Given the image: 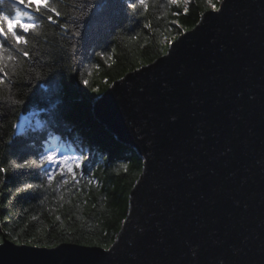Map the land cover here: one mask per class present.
Segmentation results:
<instances>
[{
  "label": "water",
  "instance_id": "obj_1",
  "mask_svg": "<svg viewBox=\"0 0 264 264\" xmlns=\"http://www.w3.org/2000/svg\"><path fill=\"white\" fill-rule=\"evenodd\" d=\"M92 114L142 160L113 244L0 243V264H264V0H222Z\"/></svg>",
  "mask_w": 264,
  "mask_h": 264
},
{
  "label": "trees",
  "instance_id": "obj_2",
  "mask_svg": "<svg viewBox=\"0 0 264 264\" xmlns=\"http://www.w3.org/2000/svg\"><path fill=\"white\" fill-rule=\"evenodd\" d=\"M220 1L185 4L181 0L177 6L167 0H146L145 8L139 0H103L102 6L97 2L89 9V0H50L61 13L53 16L57 25L20 6L22 19L31 16L41 28L39 35L28 34L29 44L24 47L30 55L21 57L22 69L7 78L10 88L0 91V166L9 169L0 188V243L7 238L42 248L63 243L103 248L113 244L127 216L129 194L142 172V160L96 121L92 104L116 80L163 56L173 39L195 27L201 15ZM129 2L137 7L129 8ZM0 9L15 15L12 0H0ZM82 13L87 15L78 19ZM59 23L68 24V31L60 29ZM73 29L81 35L72 36ZM5 44L20 55L10 42ZM36 72L41 75L37 77ZM85 79L88 86L83 84ZM13 100L23 103L13 104ZM32 112L38 114L39 124L30 123ZM55 139L70 152L79 154L82 149L93 161L92 172L85 170L78 188L61 187L59 175L49 187L45 172L36 164L13 167L25 160L38 162ZM89 178L94 181L91 185ZM29 183L45 187L17 193Z\"/></svg>",
  "mask_w": 264,
  "mask_h": 264
},
{
  "label": "snow or ice",
  "instance_id": "obj_3",
  "mask_svg": "<svg viewBox=\"0 0 264 264\" xmlns=\"http://www.w3.org/2000/svg\"><path fill=\"white\" fill-rule=\"evenodd\" d=\"M97 2L102 6L103 0H96V2L89 0L88 8L91 9L95 7ZM189 2L190 0H183V3L185 4ZM167 3L179 6L181 0H167ZM139 4L147 8L146 0H139ZM21 5L23 9H27L32 13L46 18L47 22L52 25H57L58 23L57 19H53V16H61V13L58 11L55 4L50 3V0H40L39 4L29 3L28 0H12V7L15 9V15L13 17L6 15L5 12L0 9V38H2L0 39V91L10 88L11 81H8L7 78L10 76L14 77L17 74V71L22 69L25 61L24 59H21V57L28 58L30 55L29 50L24 47L29 44V40L27 39L28 34H40L38 30L41 26L33 22L31 16H28L27 20L22 19ZM83 6L84 5H81V7ZM128 7L135 9L137 5L134 2H129ZM212 7L216 12L222 11L221 8L216 7L215 5ZM185 12H187V8H185ZM176 14L177 13H173V15ZM85 15H87V13H82L78 19L82 20ZM9 25H11V28L8 27ZM144 27L149 28L150 25L145 24ZM59 28L68 31V24L59 23ZM80 35L81 34L78 30H72V36L79 37ZM5 41L10 42L11 48L15 49V51L20 55H14L13 52L6 46ZM72 52H76L75 45L72 47ZM101 58H105L102 53ZM107 59H111V57L108 56ZM40 75V72H36L37 77ZM83 84L88 86L89 81L85 79L83 80ZM92 91L96 92L98 89L93 88ZM12 103L22 104L23 101L13 100ZM0 115H2V113H0ZM8 143H11V140H9ZM33 164H36L38 167L43 169L46 174V184L49 187L52 186L56 176L59 175L62 177V180L59 182L61 187L65 185H73L78 188L80 185V179L84 177L85 170L89 173L92 172L93 161L90 160L89 156L82 149L79 154H77L76 152L68 151L64 144L49 141L48 146L40 154L38 162L25 160L23 162L15 163L13 167L15 169H26L33 166ZM45 165L48 167H45ZM122 166L126 168V165ZM8 171V168L0 166V174H3L0 175V188H2L5 184ZM93 182V179H87L88 185L93 184ZM44 187V183H29L26 186L18 188L17 193L29 190L36 191ZM0 195H2V192H0ZM60 199L62 200L63 196H61ZM41 203H43V201H41ZM93 207H95V205H93ZM33 219H35V217H33ZM60 219L61 218L59 216L56 217V220L59 221ZM17 235H19V232ZM104 250L106 252L109 251L107 247H105Z\"/></svg>",
  "mask_w": 264,
  "mask_h": 264
},
{
  "label": "rangeland",
  "instance_id": "obj_4",
  "mask_svg": "<svg viewBox=\"0 0 264 264\" xmlns=\"http://www.w3.org/2000/svg\"><path fill=\"white\" fill-rule=\"evenodd\" d=\"M31 1H33L34 3H36V4H39V2H40V0H31ZM221 2V1H220ZM220 5V4H219ZM219 7V6H218ZM209 10H213V8H211V9H209ZM208 11V10H207ZM183 34V33H182ZM176 35V32H174L173 33V35H172V37H174ZM181 35V34H180ZM179 35V36H180ZM178 37V36H177ZM176 37V38H177ZM175 39H173L171 42H173ZM170 42V43H171ZM169 47V46H168ZM166 54V53H165ZM31 122H36V123H38L39 124V122H38V114L36 113V112H32V113H30V123ZM53 142H55V143H59L58 142V140H53ZM60 144H62V143H60ZM66 147V146H65ZM67 149V148H66ZM132 149V148H131Z\"/></svg>",
  "mask_w": 264,
  "mask_h": 264
},
{
  "label": "bare ground",
  "instance_id": "obj_5",
  "mask_svg": "<svg viewBox=\"0 0 264 264\" xmlns=\"http://www.w3.org/2000/svg\"><path fill=\"white\" fill-rule=\"evenodd\" d=\"M196 26V25H195Z\"/></svg>",
  "mask_w": 264,
  "mask_h": 264
}]
</instances>
